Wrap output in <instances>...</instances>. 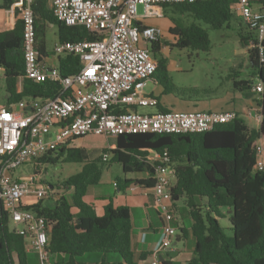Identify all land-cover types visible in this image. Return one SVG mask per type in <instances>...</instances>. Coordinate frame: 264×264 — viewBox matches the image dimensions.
<instances>
[{
    "label": "trees",
    "instance_id": "obj_1",
    "mask_svg": "<svg viewBox=\"0 0 264 264\" xmlns=\"http://www.w3.org/2000/svg\"><path fill=\"white\" fill-rule=\"evenodd\" d=\"M17 0H0V8H10ZM49 0H34L31 4L35 16L36 39L44 34L45 23L57 26V35L62 40H92L96 35L82 26L66 25L57 20L48 5ZM264 3V0H262ZM237 0H194L192 2L165 3L162 10L170 9L193 20L185 24L171 17L169 34L179 48L207 51L210 40L207 29L229 26ZM17 11V9L15 8ZM264 10V7L263 9ZM239 42L246 48L251 76L257 75L263 91L257 103L260 107L259 128H249L240 114L204 132L189 133H131L116 137L115 147L105 148L110 161L118 162L122 172H148V178L139 180L143 188L154 184V169L147 155L150 150L162 153L167 150L175 168V178L170 188L171 201L183 198L192 224L190 232L194 238L192 257L186 264H264V169L254 171L257 141L264 136V59L258 57V41L254 31L246 26L238 31ZM264 47V40L261 41ZM154 52L158 44L154 43ZM42 48L37 46L38 59ZM159 53V52H158ZM0 67L3 69L7 91L11 96L7 104L24 97H53L58 85L51 81L33 82L23 76L22 22L17 19L10 30L0 31ZM79 69L78 56L67 54L59 59L61 75H70ZM22 79V90L16 92V83ZM153 77L162 85L163 92L177 93L181 97L187 92L199 90L178 87L171 82L166 59L157 57V68ZM233 87L245 95L252 89L250 79H232ZM158 100V97H155ZM159 106V103L158 105ZM159 110H167L159 106ZM102 153L94 159L88 158L83 146H62L36 160L41 163H81L79 172L68 176L62 186L72 189L69 197L48 196L24 208L43 215L50 223L48 249L52 264H86L82 257L96 253V264H135L131 248L132 222L129 207L104 205L97 215L92 204L83 197L88 187L98 183L104 170ZM35 169L36 171H38ZM130 179H116V187L124 190ZM73 209L76 211L74 212ZM227 220L226 233L219 219ZM184 230V229H183ZM25 239L10 230L8 219L0 205V264H30ZM108 255H115L110 261ZM164 264H168L162 260Z\"/></svg>",
    "mask_w": 264,
    "mask_h": 264
},
{
    "label": "built area",
    "instance_id": "obj_2",
    "mask_svg": "<svg viewBox=\"0 0 264 264\" xmlns=\"http://www.w3.org/2000/svg\"><path fill=\"white\" fill-rule=\"evenodd\" d=\"M34 0H17L12 4L22 22L23 76L33 82L51 81L58 85L53 97H28L12 106L0 108V205L10 230L22 235L27 251H36L39 264H52L48 249L50 221L24 208L27 196L43 199L53 193L36 171V160L62 146H74L77 139L90 133L118 136L131 133H189L211 130L237 116L234 110H156L142 113L133 107H157L158 100L143 92L146 82L157 68L151 45L159 44L163 31L159 26L141 23V19L162 16V4L194 0H49L54 17L66 25L82 26L97 38L63 40L53 46L56 55L78 56L79 69L61 75L58 67L47 68L38 59L36 49ZM261 0H237L234 12L244 26L254 31L258 57L264 59V10L254 5ZM141 5L143 12H138ZM253 91L260 93L257 83ZM27 99V100H26ZM255 118L260 121L259 109ZM153 152L147 159L153 166L151 188L165 223L160 250L171 245L176 229L170 188L175 168L167 150ZM109 158L108 152L102 159ZM32 173L14 174L21 164L34 162ZM264 169V136L256 144L254 171ZM116 183H114L115 185ZM51 189V190H50ZM152 264H164L158 252Z\"/></svg>",
    "mask_w": 264,
    "mask_h": 264
},
{
    "label": "rangeland",
    "instance_id": "obj_3",
    "mask_svg": "<svg viewBox=\"0 0 264 264\" xmlns=\"http://www.w3.org/2000/svg\"><path fill=\"white\" fill-rule=\"evenodd\" d=\"M138 12L142 13L143 8L138 5ZM162 17L158 19H151L150 21L156 22L163 30L162 39L167 40L168 43H174L175 40L170 38L167 33V27L169 25L170 18H179L185 24H188L193 19L187 15H179L172 12L170 9L162 10ZM202 27L207 29L208 37L210 40L209 50H193L191 48H179L177 46H171L170 44L163 45L166 47L162 51L163 57L166 59L167 72L171 78V82L178 87L196 88L198 92H187L184 97L186 99H194L197 104H206L210 108H228L237 109L239 101L242 98V92L235 89L232 84V79L250 78L253 83L256 82L255 76H251V68L248 66V56L245 47H242L239 42L238 31L240 27H244L238 13L235 11L230 19L229 26H225L221 29H212L208 25L201 23ZM57 26L54 24L47 25L44 30V42L46 48L51 51L54 45L55 33ZM164 40V41H165ZM153 56H162L158 52L151 50ZM234 75H237L235 77ZM3 70L0 68V101L5 94L4 88ZM162 85L159 82H148L145 86V91L157 92L162 89ZM241 95V96H240ZM168 97L173 102L177 99L182 100L177 93L161 94V98ZM241 97V99H240ZM153 108L155 107H146ZM180 109V108H177ZM142 112H151L152 110ZM156 111V110H154ZM152 111V112H154ZM141 112V111H140ZM81 145L87 150L88 158L94 159L101 155L103 149L108 148L114 143L113 136H104L90 133L81 141ZM109 153V152H108ZM109 158L104 163V170L108 169V172L103 173L101 182L106 181L108 177L110 179H123V172L118 162L110 161ZM82 164L78 162H65L59 159L56 163H41L39 165L38 173L40 180L44 185H52L53 191H63L65 189L62 186V182L70 175L80 171ZM35 168L34 162H27L19 165L14 174L17 176L27 175L32 173ZM135 173L136 172H132ZM138 173V172H137ZM131 175V174H129ZM51 190V189H50ZM37 199L34 196H27L24 202H36ZM177 205L184 208L183 198L176 201ZM221 227H223L226 233H230L227 228V220L219 219ZM179 234V229L177 230ZM28 261L30 264H38V258L36 251H28ZM53 261L59 259V257H53Z\"/></svg>",
    "mask_w": 264,
    "mask_h": 264
},
{
    "label": "crops",
    "instance_id": "obj_4",
    "mask_svg": "<svg viewBox=\"0 0 264 264\" xmlns=\"http://www.w3.org/2000/svg\"><path fill=\"white\" fill-rule=\"evenodd\" d=\"M48 5L50 7V3L48 1ZM255 8H262L264 7V3L258 1L255 5ZM18 12L12 6L10 8H0V31L10 30L14 27L16 20L18 19L17 16ZM163 15V14H162ZM159 17H148L145 19H141V23L147 25H156L159 26L156 22L150 21L151 19H158ZM52 23L46 22L44 30L47 25H51ZM171 25L169 22L168 27ZM160 27V26H159ZM167 33L170 38L172 36L168 32ZM163 31V30H162ZM164 33V32H163ZM44 34L41 37L36 39V49L37 46L42 48V54L39 56V61L45 67H58L59 68V59L63 58L65 55H56L53 52V49L49 51L46 48V44L43 39ZM163 36V34H162ZM166 39V37H164ZM162 39L158 44V52L162 55L163 49L166 47L163 45V42H167V40ZM165 40V41H164ZM63 41V40H62ZM60 42L57 35V30L55 33L54 44ZM165 42V44H166ZM168 43V42H167ZM54 46V45H53ZM246 50V48H245ZM247 53V52H246ZM163 57V55H162ZM248 66L250 63L248 62ZM1 68V67H0ZM2 69V68H1ZM3 70V69H2ZM237 77V75H234ZM4 77V74H3ZM256 82H252V89L245 95L242 92V98L240 97L239 105L237 109H228V108H210L208 105L197 104L194 99H186L182 98V100L177 99V101L173 102L168 97L164 96L161 98V94H165L163 92V88L158 90L157 92L153 91H145L144 88L148 82L156 83L157 80L152 76L150 78L144 88L143 92L147 95L158 97L159 106L165 109H173V110H180V111H191V110H205V111H220V110H234L237 114L243 117L245 123L249 128L258 129L259 123L255 118V112L260 109L257 100H259L260 96L259 93L253 91V86L259 83V78L255 75ZM22 79L23 77H19L16 83V92H20L22 90ZM238 80L237 78H235ZM242 79H250L242 78ZM251 80V79H250ZM252 81V80H251ZM5 82V78H4ZM4 90L5 94L2 96V100L0 101V108L12 106L14 103L7 104L8 98L11 94L6 89V84L4 83ZM168 94V93H167ZM241 96V95H240ZM28 98V97H24ZM23 99V98H22ZM27 100V99H26ZM159 106L153 108H146L135 106L133 107L136 111H143L141 109H149V110H159ZM180 108V109H177ZM145 110V111H149ZM151 112H142V113H152ZM87 135L80 137L77 139L75 146H82L81 141L86 138ZM108 137V136H106ZM116 137L113 136L114 143L109 146L108 148L115 147ZM150 158H153V152L148 153L147 155ZM121 166V165H120ZM122 170V168H121ZM105 170H103L102 175ZM105 172H108L106 169ZM131 174V175H129ZM101 175V177H102ZM149 174L146 171L143 172H128L123 173V177L130 179L131 182L128 183V186L124 190H120L116 187V179H108L106 181L101 182V178L97 184L88 187L87 192L85 193L83 199L85 202L92 204L95 209L97 215H101L104 211V205L111 202L114 206L126 205L129 207L131 222H132V234H131V248L134 254L135 264H152V257L153 255L158 252L160 259L168 262V264H186L187 261L193 255L194 249V238L190 232V227L192 224L191 218L187 212V208L184 204V208L177 205L176 201L172 202L168 198H163V201L172 206L174 210V217L171 219L170 224L175 227L176 233L172 239L171 245L165 249L160 250V242L162 238V227L165 223L164 217L161 211L158 209L156 205L155 197L152 193L151 189L143 188L139 182L141 179L148 178ZM72 193V189H64L63 191H58L55 189L53 193L50 195L52 198H57L60 195H65L69 197ZM75 212L76 210L73 209ZM179 229L180 233H177ZM184 229V230H183ZM38 258V255H37ZM99 255L96 253L87 254L82 257V260L85 261L86 264H96L99 260ZM108 259L110 261L116 260L115 255H108ZM39 262V259H38ZM39 264V263H38Z\"/></svg>",
    "mask_w": 264,
    "mask_h": 264
},
{
    "label": "flooded vegetation",
    "instance_id": "obj_5",
    "mask_svg": "<svg viewBox=\"0 0 264 264\" xmlns=\"http://www.w3.org/2000/svg\"><path fill=\"white\" fill-rule=\"evenodd\" d=\"M154 49H155V48H154V44H153V45H151V50L154 51Z\"/></svg>",
    "mask_w": 264,
    "mask_h": 264
}]
</instances>
